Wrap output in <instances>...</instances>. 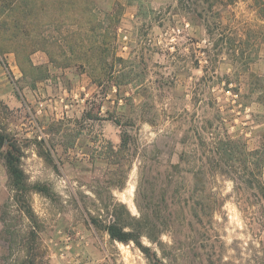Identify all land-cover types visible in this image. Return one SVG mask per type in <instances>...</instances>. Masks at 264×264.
Returning a JSON list of instances; mask_svg holds the SVG:
<instances>
[{"label": "rangeland", "instance_id": "obj_1", "mask_svg": "<svg viewBox=\"0 0 264 264\" xmlns=\"http://www.w3.org/2000/svg\"><path fill=\"white\" fill-rule=\"evenodd\" d=\"M23 1L34 4L29 26L0 34V62L20 99L14 109L0 105V132L16 145L27 183L47 185L51 197L29 192L19 201L7 181L0 264H264V198L254 188L235 190L220 176L212 179L224 200L214 226H197L190 188L173 207L182 218L174 223L179 243L170 260L163 257L173 244L169 235L161 237L164 249L142 239L153 260L133 242H114L90 223L99 214L108 223L117 203L142 217L157 204V174L172 173L183 152L182 176L190 186L191 170L217 134L258 148L264 80L257 84L251 74L264 79L259 67L235 71L215 48L221 36L208 34L177 0H20L12 16L21 20ZM252 4L230 6L224 24L235 12L231 27L247 24L263 34ZM12 33L20 41L10 39ZM240 39V54L260 50L255 35L249 43L243 33ZM81 155L113 164L105 175L98 166L91 177L79 176L70 166ZM23 205L32 208L36 222ZM61 232L72 237L70 247L58 239Z\"/></svg>", "mask_w": 264, "mask_h": 264}, {"label": "trees", "instance_id": "obj_2", "mask_svg": "<svg viewBox=\"0 0 264 264\" xmlns=\"http://www.w3.org/2000/svg\"><path fill=\"white\" fill-rule=\"evenodd\" d=\"M239 1L177 0L181 10L197 17L203 23L208 34L216 32L221 36L215 48H219L221 53L228 56V60L233 65L235 71L238 66L241 65L246 68L259 59V50H251L250 52L243 51L240 54L241 33L247 38V43L253 39L254 35L255 39L264 41V33L262 34L260 31L251 30L247 24L242 29H238L236 26L231 27L230 23L236 20L235 12L232 13L233 21L227 25L224 24L225 12L228 11L230 6H236ZM252 1V11L256 12L259 19L261 18L260 20L264 22V0ZM19 2L20 0H0V17L9 12V21L0 22L1 35H7L6 33L9 32V28L19 31V29L29 26L28 19L31 11H33L34 4H28L23 1V9L21 10L23 16L20 17L22 18L21 20L12 16ZM44 9L43 3L38 4V10L41 13L44 12ZM18 38L19 35L16 33L10 35V39L14 41H20ZM72 44L70 45L74 48ZM99 46L97 45L95 47ZM105 51L106 49L104 48L102 52ZM102 64L105 63L103 62ZM251 77L257 84L264 80L255 74H251ZM213 144V146L205 147L201 155L203 156L204 154V157H201L200 165H196L194 170H191L193 175L192 186L187 185L186 179L182 176L183 170L181 167L185 155V152H183L180 157V162L171 166L172 173L167 175H163V173L157 174L158 178L154 180L157 181L155 185L159 188L158 202L156 201L157 204H153V208L150 206L149 211L143 214L142 217L135 218L131 215L126 205L117 203L112 209L110 208V220L108 223L102 220L100 214L96 217H91L90 223L96 229L107 232L110 239L114 242L122 244H130L133 242L143 253L147 254L153 260H156V255L152 256L151 249L143 246L142 239L146 238L164 249L165 245L161 241V237L163 235H169L173 240V244L169 247V253L163 250V257L167 260L172 259L173 246L179 243V236L174 223L176 219L179 221L182 218V214L179 211L175 212L173 207L176 208V206L181 205L182 196L186 193V189L190 188L191 190L190 198L193 200L191 212L198 227L204 225L205 222L214 226L215 217L221 213L224 206V200L219 196V193L214 191L212 185V179L215 177L220 176L230 179L235 184V190H244L245 186L257 189V196L260 199L264 198V134L262 135L260 146L254 150H250L243 139H232L228 135L221 137L220 134H217L214 137ZM6 145H8V149L3 153L2 151L6 148ZM123 146H125L124 141ZM193 152L198 153L197 150H193ZM1 155L8 168L11 187L17 192L19 201L29 192L39 193L49 198L51 197V191L47 185L36 183L31 186L27 183L26 174L20 165L21 157L16 145L10 143L8 136L0 132ZM42 155L45 159H48L49 155ZM238 173L243 174L242 176L236 177ZM23 206H25L24 209L28 218L36 222L37 216L32 208L26 205ZM31 236H35V232H32Z\"/></svg>", "mask_w": 264, "mask_h": 264}, {"label": "crops", "instance_id": "obj_3", "mask_svg": "<svg viewBox=\"0 0 264 264\" xmlns=\"http://www.w3.org/2000/svg\"><path fill=\"white\" fill-rule=\"evenodd\" d=\"M259 42H261L260 50H259V60L253 64V67L254 66L259 67L258 68L259 74L264 76V41H259ZM6 72H7L6 65L3 62H0V105H2L3 103L4 105H8V107H10L11 109H14L15 107L19 106L20 99L18 96V92L15 91L13 82L8 79ZM255 128L262 129L264 131V123L257 124ZM81 156H82L81 157L82 160L79 161L77 160L78 162L76 163L74 162L70 166L71 168L75 167L76 174L77 175L79 174V176H81L82 174H86L91 177L96 172L98 166H102L101 172H103L102 175H105L108 171H110L111 165L113 164L112 161H110L109 159H104L101 157L87 158L84 157L83 155ZM81 168H84V170H80ZM263 179H264V173H263ZM7 181H10L8 168L6 166L5 161L0 158V203H1V196L4 193V186L7 183ZM61 233L62 236H60L58 239L62 243L66 244L67 246L69 245L70 247V245L73 244L72 237L67 232H61ZM63 254L66 256L65 253Z\"/></svg>", "mask_w": 264, "mask_h": 264}, {"label": "built area", "instance_id": "obj_4", "mask_svg": "<svg viewBox=\"0 0 264 264\" xmlns=\"http://www.w3.org/2000/svg\"><path fill=\"white\" fill-rule=\"evenodd\" d=\"M186 27H189V25L187 24V25H186ZM178 33H180V30H178ZM62 256L64 257L65 255H64V254H62Z\"/></svg>", "mask_w": 264, "mask_h": 264}]
</instances>
